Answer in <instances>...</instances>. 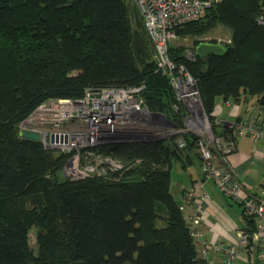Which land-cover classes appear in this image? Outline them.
I'll return each instance as SVG.
<instances>
[{"label": "trees", "instance_id": "obj_1", "mask_svg": "<svg viewBox=\"0 0 264 264\" xmlns=\"http://www.w3.org/2000/svg\"><path fill=\"white\" fill-rule=\"evenodd\" d=\"M260 14L264 0H220L175 27L176 36L192 37V51L209 29L227 27L222 54L191 59L187 47L169 43L171 60L194 80L212 132L234 141L233 128L213 110L219 97L240 96L264 109ZM110 85H142L145 107L183 126L184 105L133 0H0V264H205L170 188L173 162L200 155L196 134L82 149V162H116L96 163L83 177L62 176L71 153L19 135L18 123L43 100ZM241 211V228L252 233L254 218Z\"/></svg>", "mask_w": 264, "mask_h": 264}, {"label": "built area", "instance_id": "obj_2", "mask_svg": "<svg viewBox=\"0 0 264 264\" xmlns=\"http://www.w3.org/2000/svg\"><path fill=\"white\" fill-rule=\"evenodd\" d=\"M133 1L140 10L153 41L158 65L168 72L175 95L184 105L183 126H177L163 114L149 111L140 95L142 85H110L88 86L83 95L77 98H47L18 123V131H36L45 147L71 153L63 167V173L69 177H83L96 171L97 164L101 162L116 165L108 156L97 157V164H91L89 159L82 162V149L113 140L167 138L186 131L193 132L196 134L195 143L201 156L204 176L225 197L240 202L243 211L252 215L255 221L252 233L241 228L235 243L216 241L215 250L223 254L226 264H231L240 251L253 248L257 252L258 264H264V184L257 193H251L244 189L235 169L224 164L223 161L235 141L212 132L193 78L182 64L176 65L167 53L168 42L175 34V27L199 18L209 5L220 0ZM257 21L263 23L264 14H260ZM185 54L191 59L195 57L192 50ZM219 121L233 128L235 135L248 134L264 146V123L258 118ZM137 126L148 129L137 131ZM177 143L180 147L184 146L181 138L177 139ZM87 153L91 154L90 151ZM182 195L184 201H194L197 209L209 199L207 192L196 195L192 188L185 190ZM186 217L190 222L191 235L199 245L198 252L206 258L209 253L208 243L201 240V232L197 228L200 214L195 212Z\"/></svg>", "mask_w": 264, "mask_h": 264}, {"label": "crops", "instance_id": "obj_3", "mask_svg": "<svg viewBox=\"0 0 264 264\" xmlns=\"http://www.w3.org/2000/svg\"><path fill=\"white\" fill-rule=\"evenodd\" d=\"M213 114L219 120L227 122L258 118L264 123V109L258 106L255 97L240 96L237 99L227 100L219 97ZM186 161L177 162L182 172L181 177H177L175 182L172 180L170 168L171 191L179 199L186 216L195 212L200 214L197 228L201 232V240L208 243L209 248L205 264H226L223 254L215 250L214 243L216 241L227 244L236 242L238 230L243 225L241 204L221 194L213 182L204 176L200 155L190 156V159L187 158ZM223 162L226 166L235 169L238 180L247 191L257 193L259 187L264 184V146L253 140L250 135H236L233 148L227 153ZM191 188L196 195L202 192L209 194V199L199 209L196 208L194 201H184L183 192ZM231 264H258L257 253L250 255L248 249L242 250Z\"/></svg>", "mask_w": 264, "mask_h": 264}, {"label": "rangeland", "instance_id": "obj_4", "mask_svg": "<svg viewBox=\"0 0 264 264\" xmlns=\"http://www.w3.org/2000/svg\"><path fill=\"white\" fill-rule=\"evenodd\" d=\"M229 29L227 27H224L223 25H216L213 28L209 29L206 33L202 34L201 36H199L200 38H203L204 40H207L209 38H215L218 42H222L228 39L229 37ZM169 43L170 44H179V45H184L186 48L185 52L188 51V47H190V45H192V37L191 36H182V37H178L176 36V34H174L173 37L170 38L169 42H168V48H169ZM169 50H167L168 56H169ZM156 55V53H155ZM169 58H171L169 56ZM148 128H145L144 126H137L135 127V130L137 131H145ZM157 138V137H156ZM48 149H55L58 150L56 148H52V147H47ZM181 172H182V168L178 165L177 162H173L172 166H171V177L173 182H175V179L178 177H181ZM62 176H65L64 173H62ZM35 227L32 228L29 231V243L32 249L36 248V242H35ZM211 251V250H210ZM207 258V257H206Z\"/></svg>", "mask_w": 264, "mask_h": 264}, {"label": "water", "instance_id": "obj_5", "mask_svg": "<svg viewBox=\"0 0 264 264\" xmlns=\"http://www.w3.org/2000/svg\"><path fill=\"white\" fill-rule=\"evenodd\" d=\"M225 49H226V46L221 42L202 40L195 45L193 52L195 55H198V56H207L210 53L222 54L225 52ZM153 113L162 115L159 112H153ZM19 135L27 139L40 140V134L36 131L21 130L19 131ZM120 141H125V140H113L110 142H120Z\"/></svg>", "mask_w": 264, "mask_h": 264}]
</instances>
